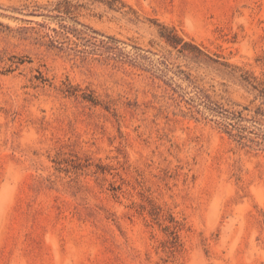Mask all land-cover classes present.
Masks as SVG:
<instances>
[{
	"label": "rangeland",
	"instance_id": "374dc122",
	"mask_svg": "<svg viewBox=\"0 0 264 264\" xmlns=\"http://www.w3.org/2000/svg\"><path fill=\"white\" fill-rule=\"evenodd\" d=\"M0 264H264V0H0Z\"/></svg>",
	"mask_w": 264,
	"mask_h": 264
}]
</instances>
